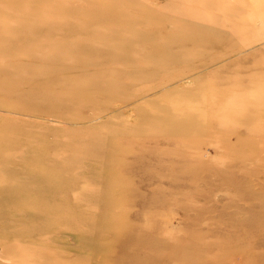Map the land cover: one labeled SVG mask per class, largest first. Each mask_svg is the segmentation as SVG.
I'll list each match as a JSON object with an SVG mask.
<instances>
[{"label":"rangeland","instance_id":"rangeland-1","mask_svg":"<svg viewBox=\"0 0 264 264\" xmlns=\"http://www.w3.org/2000/svg\"><path fill=\"white\" fill-rule=\"evenodd\" d=\"M263 1L0 0V264H264Z\"/></svg>","mask_w":264,"mask_h":264},{"label":"bare ground","instance_id":"bare-ground-1","mask_svg":"<svg viewBox=\"0 0 264 264\" xmlns=\"http://www.w3.org/2000/svg\"><path fill=\"white\" fill-rule=\"evenodd\" d=\"M260 6H259V8L258 9H264V1L263 2H261V3H258ZM255 5L257 6V2L255 3ZM76 170H79V167H77L76 168ZM36 206V209H37V211H39V212H44L45 213V211H48V206H45V204H42V203H40L39 205H35ZM45 210V211H44ZM95 216H96V214H95ZM82 217V215L80 214L79 216H78V218H81ZM93 219H91L90 217V220H91V222L93 221V220H96L95 219V217H94V215H92L91 216ZM96 218H98V216H96ZM80 220H77L76 222H79ZM43 229L44 230H47V228L44 226L43 227ZM54 229H56V228H54ZM54 229H53V231H54ZM20 242V241H19ZM17 243V242H16ZM18 249H19V246H18ZM17 251V250H16Z\"/></svg>","mask_w":264,"mask_h":264}]
</instances>
